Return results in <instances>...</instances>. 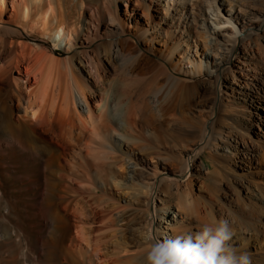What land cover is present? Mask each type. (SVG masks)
Returning a JSON list of instances; mask_svg holds the SVG:
<instances>
[{"label": "bare ground", "instance_id": "6f19581e", "mask_svg": "<svg viewBox=\"0 0 264 264\" xmlns=\"http://www.w3.org/2000/svg\"><path fill=\"white\" fill-rule=\"evenodd\" d=\"M252 1L76 0V28L74 0H0V264H58L68 212L79 220L67 264H145L149 233L195 236L213 206L248 185L264 203V78L251 86L235 73L240 44L253 57L264 44V0L258 9ZM109 130L122 144L94 141L95 152L91 137ZM154 131L192 140L178 160L154 161L160 154L141 139ZM129 139L144 155L126 148ZM89 179L103 186L75 187ZM109 182L125 186L128 208L98 194L115 192ZM261 211V226L248 229L264 233ZM249 243L237 253L264 264V243Z\"/></svg>", "mask_w": 264, "mask_h": 264}, {"label": "rangeland", "instance_id": "374dc122", "mask_svg": "<svg viewBox=\"0 0 264 264\" xmlns=\"http://www.w3.org/2000/svg\"><path fill=\"white\" fill-rule=\"evenodd\" d=\"M10 1V0H9ZM17 3L20 2V0H14ZM75 1V6L73 8V10L70 11L69 13V21H71L74 24V27L78 28L80 23H81V18H82V9H80V6L78 4H76V0ZM251 7H255L256 9L261 8V6L259 5V3H257V0H253L251 5ZM9 8H11V3L9 2ZM40 14L36 15L35 19H40L41 16H39ZM206 15H207V23L208 25L211 27L213 26L212 23V15L210 13L209 10H206ZM29 30V29H28ZM27 30V31H28ZM31 32V31H30ZM28 31L29 34H35V33H30ZM43 38V36H41V39ZM56 38L58 39V36H56ZM21 39V38H20ZM44 39V38H43ZM46 39V38H45ZM27 41L31 44H36L38 43V40H33V39H29L27 38ZM262 43H264V40H262ZM31 44V45H32ZM54 42L53 40H49V46H53ZM263 48L260 50H256L255 49V56L253 57L250 51H247L246 48L242 47V45L240 44V51L238 52V56L240 59V62H237V68H235V73L237 76H239L242 80H244L243 82H245V80H247L249 82V84L251 86L255 85V83L258 82L260 77L264 78V73H263V63H264V44ZM64 46V41H62L61 46H59L58 48V52L61 53L59 54L56 58L59 59H63L64 54H65V49L63 48ZM199 51H196V47L195 45L193 46V48L191 49V57L196 60L199 61L201 59L202 56V49L198 46ZM237 61V60H236ZM184 67L187 68H191V64H185ZM228 95L230 96V98H233V100L235 102H241L244 103L245 101L250 102V97H245L242 94H239L238 91L236 90H228ZM191 112L193 113L192 116V120L196 121L197 120V112L196 109L193 108L191 110ZM113 118V116H112ZM114 122V120H112ZM120 130H109V133H107V135L105 136V138H101V137H91V141H93L91 143V145H93L95 148V152L98 150V143H95L94 141H100L102 140L103 143L106 145L104 147V150H109L113 147H115V143H116V139H119L120 144L121 140H123V138L119 137L118 132ZM102 135V134H101ZM142 142L149 146L151 148V150L153 151H157L160 155H156L153 154V159L154 161H170V160H178L179 159V154L181 151H183L184 145H186L187 143L191 142L192 140V136H187L186 140H183L182 142H179L178 139H175L173 135H171L170 131L167 132H163V133H157V131H154L153 133H146L143 135V137L141 138ZM185 139V138H184ZM126 144V148H134V151L141 155H144V151L141 148H135L133 145L134 143L129 139L127 140ZM133 144V145H132ZM81 148V147H80ZM123 148V145H122ZM90 157V156H88ZM204 160L205 157H204ZM207 164V162H206ZM242 173L244 172H248L250 173L251 170L248 168H245V170H240ZM92 176H95L94 171L91 172ZM244 182H246V184L248 185L247 182H249L250 178L249 177H245L242 179ZM128 185V184H126ZM100 186H103L102 182H100V180H92L89 179L88 180H82L79 183L75 184V187H80V188H99ZM108 188L113 189V191L115 192H111V193H105L100 191L98 194L107 201H111V202H116L119 205H121L122 208H128L130 205L126 203V201H124V196L121 189H125L124 185L122 184L121 187L118 188V191L116 192V187L113 185L112 182H109L107 184ZM195 192L198 194L197 196L201 198V200H203V202L208 203V195L206 193H204V191L202 189L199 188V184H197L196 188H195ZM195 193V194H196ZM120 196V197H119ZM163 198H165L164 196H162ZM232 197V199L230 198H225L226 200H224L223 202H221L220 205L218 206H213V211L211 212L212 215H210V223L211 224H218L220 221L222 220H227L230 226V229L233 232V236L231 238V240L228 242V244L236 251L238 252L240 249H246L248 247V245H251L249 243V240L251 241L252 244H256V243H264V233H261V231H256L253 229H248V227L252 224L256 227H260L261 225H259V222L257 220L258 216L260 213H262V209H264V203L262 201V199L257 195L256 191H254L252 189V187L250 185H248V188H244V191L241 193L240 199H237V197ZM91 202H93V205L95 206L98 203V200H90ZM95 201V204H94ZM172 203H176L175 200L172 201ZM68 216L70 219V224H69V231H67L61 240V245L58 246L57 248V254L55 255L57 257V260L59 259L60 261H57L58 264H67V259L65 258V253H64V248L69 251L72 252V245L70 244L69 241V237L71 236H75L76 235V228H77V220H79V218L75 217L74 214H72L71 212H68ZM261 217V216H259ZM99 218V216H98ZM128 219V218H127ZM98 220V219H97ZM188 220V219H185ZM88 219H82L81 222L83 224L88 223ZM1 222V221H0ZM95 223V222H93ZM186 223V222H185ZM41 225L45 226V230L43 231V233H46V230L49 228L47 227L44 223H43V219H42V223ZM186 225V224H184ZM242 229H246V235L245 238L239 239L238 237H240L243 233H241L240 231ZM68 233V234H67ZM44 237H42L43 240H45V236L43 234ZM249 238V240H248ZM259 239L258 241H256L255 239ZM4 241L2 240L0 243H3ZM40 253H43V249L39 248ZM5 256V253H3L0 256Z\"/></svg>", "mask_w": 264, "mask_h": 264}, {"label": "clouds", "instance_id": "9594fccd", "mask_svg": "<svg viewBox=\"0 0 264 264\" xmlns=\"http://www.w3.org/2000/svg\"><path fill=\"white\" fill-rule=\"evenodd\" d=\"M233 232L227 220L204 225L195 236L158 238L154 233L145 236V264H251L247 253H237L228 242Z\"/></svg>", "mask_w": 264, "mask_h": 264}]
</instances>
